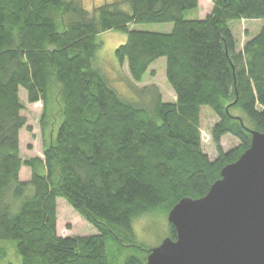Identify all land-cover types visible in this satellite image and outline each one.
Listing matches in <instances>:
<instances>
[{
    "label": "trees",
    "instance_id": "1",
    "mask_svg": "<svg viewBox=\"0 0 264 264\" xmlns=\"http://www.w3.org/2000/svg\"><path fill=\"white\" fill-rule=\"evenodd\" d=\"M197 8L198 0H113L89 12L79 0H0V242L15 244L20 264H112L108 241L123 264H145L150 250L133 242V221L204 197L248 149V131L264 133V0H213L204 19H185ZM241 21L261 27L239 48L230 23ZM148 24L173 27L130 28ZM110 31L126 36L114 54L132 83L165 59L174 103L155 86L135 88L131 101L110 86L96 62L98 37ZM20 90L28 104L43 103L42 159L20 155ZM202 107L218 119L212 161L201 146ZM225 136L236 147L223 151ZM58 198L97 234L59 237Z\"/></svg>",
    "mask_w": 264,
    "mask_h": 264
},
{
    "label": "water",
    "instance_id": "2",
    "mask_svg": "<svg viewBox=\"0 0 264 264\" xmlns=\"http://www.w3.org/2000/svg\"><path fill=\"white\" fill-rule=\"evenodd\" d=\"M200 199H182L167 214L175 239L151 249L145 264H264V133Z\"/></svg>",
    "mask_w": 264,
    "mask_h": 264
},
{
    "label": "rangeland",
    "instance_id": "3",
    "mask_svg": "<svg viewBox=\"0 0 264 264\" xmlns=\"http://www.w3.org/2000/svg\"><path fill=\"white\" fill-rule=\"evenodd\" d=\"M86 11L91 12L104 4H109L113 0H79ZM213 0H198V8L188 11L184 14L187 20H202L210 14ZM172 24H148L133 25L131 30L151 32V33H169L172 30ZM230 27L234 30L235 37L241 48L246 39L247 34H257L261 27V22H232ZM126 36L123 33L110 31L101 34L98 37L100 44L97 54V67L100 69L104 77L107 78L110 86L127 101H131L134 97L135 88L141 89L145 87L155 86L162 96V100L166 103H174L175 95L166 82L165 78V59H159L153 63L149 72L154 75H147L140 84L132 83L128 74L126 64L119 66L115 50L123 45ZM19 98L24 105L21 116L24 117L26 124L19 133V151L22 159L43 158L44 140L41 131V117L43 114V103L28 104L26 94L23 90L19 91ZM52 101V109L55 112L54 118L50 120L54 129L51 134L55 137L57 128L61 122L57 112V99L54 93ZM218 119L212 111L207 107H202L200 111V134L202 151L208 155L209 159L215 160L217 152L211 138V129L217 123ZM50 130H46V138ZM238 141L230 136L221 139L220 145L223 151H227L236 147ZM19 178L26 181L30 178V172L26 168H21ZM57 211V235L59 237L71 236H91L96 235V230L76 214L65 200L58 198L56 200ZM146 217V218H145ZM145 217L133 221L132 232L133 242L141 245L146 250L158 247L163 240L169 238L170 231L167 224V218L161 213L147 214ZM107 254L110 258L113 254L116 260L112 264H123L124 258L117 255L116 246L107 242ZM20 258L15 252V244L10 241L0 242V264H20Z\"/></svg>",
    "mask_w": 264,
    "mask_h": 264
}]
</instances>
